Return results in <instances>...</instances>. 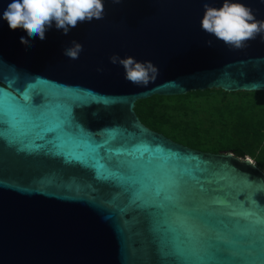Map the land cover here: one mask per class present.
<instances>
[{
  "label": "water",
  "instance_id": "water-1",
  "mask_svg": "<svg viewBox=\"0 0 264 264\" xmlns=\"http://www.w3.org/2000/svg\"><path fill=\"white\" fill-rule=\"evenodd\" d=\"M11 2L0 0V264H264V171L134 110L152 95L264 91V34L233 50L204 32V3L223 0H103V19L68 35L53 22L27 47L3 19ZM231 2L264 20V0ZM72 40L76 60L63 55ZM112 54L160 74L132 84Z\"/></svg>",
  "mask_w": 264,
  "mask_h": 264
},
{
  "label": "trees",
  "instance_id": "trees-1",
  "mask_svg": "<svg viewBox=\"0 0 264 264\" xmlns=\"http://www.w3.org/2000/svg\"><path fill=\"white\" fill-rule=\"evenodd\" d=\"M146 126L193 148L249 156L264 170V91L211 88L135 102Z\"/></svg>",
  "mask_w": 264,
  "mask_h": 264
},
{
  "label": "clouds",
  "instance_id": "clouds-1",
  "mask_svg": "<svg viewBox=\"0 0 264 264\" xmlns=\"http://www.w3.org/2000/svg\"><path fill=\"white\" fill-rule=\"evenodd\" d=\"M112 3L119 4L121 0H112ZM203 7L201 29L222 41L230 49L246 48L248 41L264 34V20H257L254 10L241 2L223 0L219 8L205 2ZM104 15L103 0H12L3 12V19L12 30L24 29L28 38L21 36L20 43L31 47L29 38L39 37L43 41L46 38V31L51 29L53 22L57 30H62L64 35H68L79 23L91 22L93 19L101 20ZM261 38L264 39V36ZM204 43L207 47L213 46L211 39ZM82 51L83 45L72 40L71 46L64 48L63 55L76 60ZM109 62L122 66L125 79L137 86L147 87L154 83L160 74L159 68L151 61L140 62L132 56L121 58L118 54H112ZM97 71L103 72L104 69L98 67ZM242 162L255 166L247 157Z\"/></svg>",
  "mask_w": 264,
  "mask_h": 264
},
{
  "label": "rangeland",
  "instance_id": "rangeland-1",
  "mask_svg": "<svg viewBox=\"0 0 264 264\" xmlns=\"http://www.w3.org/2000/svg\"><path fill=\"white\" fill-rule=\"evenodd\" d=\"M251 158V157H250ZM251 160H253L252 158H251ZM254 161V160H253ZM263 170V169H262ZM264 171V170H263Z\"/></svg>",
  "mask_w": 264,
  "mask_h": 264
}]
</instances>
